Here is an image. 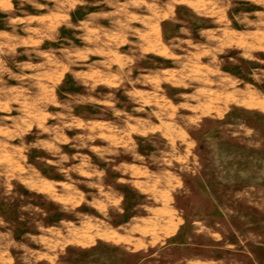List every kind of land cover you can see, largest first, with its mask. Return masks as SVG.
Returning <instances> with one entry per match:
<instances>
[{
    "label": "rangeland",
    "instance_id": "1",
    "mask_svg": "<svg viewBox=\"0 0 264 264\" xmlns=\"http://www.w3.org/2000/svg\"><path fill=\"white\" fill-rule=\"evenodd\" d=\"M0 264H264V0H0Z\"/></svg>",
    "mask_w": 264,
    "mask_h": 264
}]
</instances>
